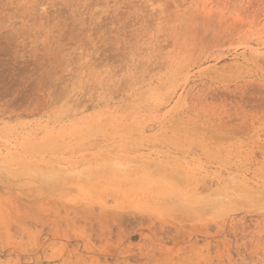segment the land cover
Masks as SVG:
<instances>
[{"label":"rangeland","instance_id":"374dc122","mask_svg":"<svg viewBox=\"0 0 264 264\" xmlns=\"http://www.w3.org/2000/svg\"><path fill=\"white\" fill-rule=\"evenodd\" d=\"M0 264H264V0H0Z\"/></svg>","mask_w":264,"mask_h":264}]
</instances>
